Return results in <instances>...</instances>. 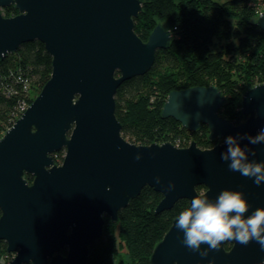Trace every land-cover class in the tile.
<instances>
[{"label": "water", "instance_id": "1", "mask_svg": "<svg viewBox=\"0 0 264 264\" xmlns=\"http://www.w3.org/2000/svg\"><path fill=\"white\" fill-rule=\"evenodd\" d=\"M142 2L0 0V10H17L10 17L0 12V60L35 40L51 57L49 78L0 137V240L13 254L7 264H86L105 217L116 222L117 213L145 187L161 195L154 213L179 200L189 206L201 193L214 201L224 189L243 194L249 205L245 216L264 208V183L257 186L228 169L220 158L224 141L202 149L194 141L186 147L136 145L121 135L115 117L117 88L145 74L156 52L172 39L164 24H156L146 41L135 34L133 20ZM255 25L264 33V11ZM224 100L214 85L172 90L160 115L191 132L205 125L208 140L255 136L264 128V83L243 92L240 113L245 119L237 124L218 115ZM238 143L255 151L249 161H264V144ZM59 150L64 155L57 164L52 154ZM25 176L32 178L30 183ZM169 182L174 188L166 191ZM175 223L176 218L154 245L149 264L264 261V251L254 241L246 246L225 241L219 251L201 257L181 243L183 232ZM205 249L208 245L202 244Z\"/></svg>", "mask_w": 264, "mask_h": 264}, {"label": "trees", "instance_id": "2", "mask_svg": "<svg viewBox=\"0 0 264 264\" xmlns=\"http://www.w3.org/2000/svg\"><path fill=\"white\" fill-rule=\"evenodd\" d=\"M255 4L256 0H143L133 20L135 34L146 41L156 24H164L172 39L166 49L156 52L145 74L123 81L114 94L123 138L136 145L170 142L186 147L194 141L204 149L217 144L216 138L208 140L205 125L191 132L160 115L170 91L194 86L214 85L225 97L218 115L234 124L244 119L243 92L264 83V33L255 25L264 8ZM0 12L4 17L17 14L13 6ZM50 72L51 57L36 40L0 60V137L38 94ZM63 155L64 150H59L52 158L59 164ZM25 178L31 182L30 176ZM160 199L159 193L145 187L117 213L116 222L105 217L102 235L91 244L86 264H110L118 249L127 253L129 260L123 264H149L154 245L188 207L186 200H179L172 208L154 213ZM110 223L115 232L107 231ZM11 255L0 240V261Z\"/></svg>", "mask_w": 264, "mask_h": 264}, {"label": "clouds", "instance_id": "3", "mask_svg": "<svg viewBox=\"0 0 264 264\" xmlns=\"http://www.w3.org/2000/svg\"><path fill=\"white\" fill-rule=\"evenodd\" d=\"M240 139H247L251 145L264 144V128L255 136H226V151L220 154L221 160L228 162L230 171L239 172L260 186L264 183V161H249V154L255 156L256 153L248 145L241 147L238 143ZM140 158L139 154L135 157L137 160ZM154 179L160 183L159 177ZM173 188L174 185L169 182L166 191ZM248 210L249 205L239 191L224 189L214 201L201 193L194 195L190 205L179 213L175 228L183 232L181 243L201 257H206L209 250L219 251L225 241H236L245 246L254 241L264 251V208H256L245 216ZM202 244L208 245V249L201 250ZM260 264H264V261Z\"/></svg>", "mask_w": 264, "mask_h": 264}, {"label": "rangeland", "instance_id": "4", "mask_svg": "<svg viewBox=\"0 0 264 264\" xmlns=\"http://www.w3.org/2000/svg\"><path fill=\"white\" fill-rule=\"evenodd\" d=\"M257 7H259L260 9L264 8V0H256V4ZM112 226L108 227V232L109 231H113L115 232V227H114V223H110ZM112 232V233H113ZM13 255L9 256V258H4L3 261H0V264H7V262L12 259ZM111 261L110 264H123V263H127L128 256L127 253L124 252V250H120L118 249V251H116L115 253H112L111 255Z\"/></svg>", "mask_w": 264, "mask_h": 264}, {"label": "flooded vegetation", "instance_id": "5", "mask_svg": "<svg viewBox=\"0 0 264 264\" xmlns=\"http://www.w3.org/2000/svg\"><path fill=\"white\" fill-rule=\"evenodd\" d=\"M244 119H245V118H244ZM244 119H243V120H244ZM243 120H242V121H243ZM214 139H215V138H214ZM214 139H213V140H214ZM216 140H217L218 143H222V142L224 141V139H218V138H216ZM218 143H217V144H218ZM201 191H203V189H202ZM228 247H229V245L226 246V248H228Z\"/></svg>", "mask_w": 264, "mask_h": 264}, {"label": "built area", "instance_id": "6", "mask_svg": "<svg viewBox=\"0 0 264 264\" xmlns=\"http://www.w3.org/2000/svg\"><path fill=\"white\" fill-rule=\"evenodd\" d=\"M258 14H259V13H258ZM25 86H26V85H25ZM25 86H24V87H25ZM27 106H28V105H27ZM27 106L21 108V112H20V114L25 110V108H26ZM19 116H20V115H19ZM19 116H18V117H19ZM18 117H17V118H18ZM17 118H16V119H17Z\"/></svg>", "mask_w": 264, "mask_h": 264}]
</instances>
